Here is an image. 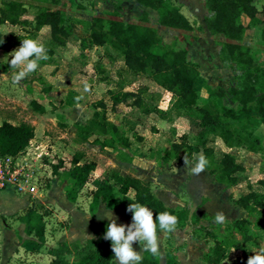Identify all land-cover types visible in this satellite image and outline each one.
Returning <instances> with one entry per match:
<instances>
[{
    "label": "trees",
    "instance_id": "16d2710c",
    "mask_svg": "<svg viewBox=\"0 0 264 264\" xmlns=\"http://www.w3.org/2000/svg\"><path fill=\"white\" fill-rule=\"evenodd\" d=\"M38 11L29 20L28 10L21 0H8L0 7V27L9 24L29 28L24 38L36 39L44 26L49 27V42L46 45L50 58L55 48H62L71 39L74 32L80 29L87 34V41H80L81 51L91 48L110 47L117 53L125 71L135 77L147 76L160 87L170 99V111L176 117L191 120L188 134L180 137L179 142L170 144V149L159 158L163 163L180 161V153L186 152L194 157L203 154L209 160L206 171L214 180L226 188L235 187L239 174L245 172L242 164L236 161L231 153H222L218 162L215 161L213 140L218 138L227 149H243L250 153H264L262 139L256 134L264 128V68L255 65V54L250 47L243 44L245 31L250 28L260 29L264 42V3L258 10L253 0H206L207 9L213 16L207 21L211 34L222 35L224 40L220 48V59L230 62L241 72L238 87L223 89H208L206 99L199 104L195 89L199 77L198 66L187 59L184 49H175L173 45L162 42L156 28L149 24L148 16L142 13L137 22L124 23L119 9L94 15L90 21L75 20L68 22L62 8H56V0H37ZM144 8L157 15V24L161 29L189 36L193 25L181 13L172 0H136ZM41 5V7H40ZM55 9V10H54ZM248 20L245 26L241 20ZM3 42V43H2ZM0 52H8L12 47V36L4 35L0 30ZM107 57V55H106ZM96 75L105 74L102 64L93 65ZM100 80L104 81L105 78ZM44 92H47L46 90ZM145 89L129 91L125 88L108 91L110 108L116 112L120 105L136 108L144 115L156 114L160 118L165 114L157 104L148 103L143 94ZM234 107H228L224 100ZM81 98L73 91H68L63 105L74 107L80 104ZM30 108L39 114L44 108L35 101L29 103ZM92 116L83 124L75 123V137L80 143L93 137V143L101 149H118L119 146L129 147V139L123 127L115 125L106 116L107 107L104 101H97ZM34 128L26 123L17 125L8 122L0 124V158L15 159L24 154L30 142L34 139ZM195 143H189V138ZM131 161L130 157H125ZM96 169L93 161L84 160L82 152H76L69 167L63 162L51 165V172L58 180L67 184L66 199L74 203L78 193L85 187L90 176ZM138 202L147 206L156 214L168 211L178 218L177 228L184 226L197 227L202 219L191 214L187 207L175 210L159 200L148 182L112 170L108 179L91 191L88 212L94 216L102 205L105 209L130 216L127 211L129 203ZM234 204L241 207L248 215H261L264 211V191L256 192L248 188V192L236 198ZM24 226V233L34 237L29 242L33 250L45 245V221L42 214L33 206L26 208L17 217ZM253 225L259 228L260 221ZM248 219H239L224 226L226 235L218 237L209 233L212 246L203 255L204 264H221L225 258L224 251L234 249L240 251L232 264H244L255 253L245 249L242 244L249 243L255 233L250 231ZM234 233L240 236V241L234 239ZM193 235V234H192ZM143 250V248H142ZM50 264H70L66 256L74 258L73 264H115L111 250V241L103 237L90 238L81 245L72 246L59 242L57 248L51 249ZM172 264H178L173 253H166ZM142 264H159V255L152 256L142 252Z\"/></svg>",
    "mask_w": 264,
    "mask_h": 264
},
{
    "label": "rangeland",
    "instance_id": "374dc122",
    "mask_svg": "<svg viewBox=\"0 0 264 264\" xmlns=\"http://www.w3.org/2000/svg\"><path fill=\"white\" fill-rule=\"evenodd\" d=\"M3 1L8 0H0V6ZM21 1L28 10L27 18L31 20L38 11L39 1ZM172 1L193 25V31L189 36H182L179 33L161 29L157 24L155 12L142 7L136 0H56L55 9L62 8L68 22L75 20L90 21L94 15L111 12L115 8L119 9L124 23L137 22L142 13H146L149 24L156 28L162 42L165 45H173L175 49L186 50L187 59L198 66L199 77L195 89L198 93L199 104H202V101L206 99L208 89L220 88L227 92L229 88L238 87L241 72L234 64L223 62L220 59L223 36L211 34L207 28V21L213 16V13L207 9L206 0ZM263 3L264 0H253V4L258 10H260ZM259 17L264 18L262 15H259ZM241 22L246 26L248 20L243 18ZM9 29L8 26H3L2 32L9 33ZM28 31H30L29 28L25 30L18 26L11 33L21 37L22 34L28 33ZM261 31L256 28L247 29L243 37V44L250 47L254 52V64L264 68V42L260 36ZM46 36L48 34L38 39L45 46L48 45ZM81 40L87 41V34L80 29L76 33L74 32L71 39L66 43L68 47L65 49L68 55L64 59V63L59 60L57 68L48 69L46 72L40 73L43 78L40 86L34 84V81H36L34 75L26 77L19 85L12 84L10 78L0 77V117L7 119L10 118L8 117L9 114L14 113L13 121H24L25 123L33 124L34 129H36L33 142L29 144L25 153L17 159L19 164L26 163L29 166L31 174L36 180L39 193L37 197L18 193L13 195L17 199L23 197L27 202L26 208L33 206L37 212L43 215L45 221V245L40 249L33 250L29 242L35 238L26 236L22 230L23 225L17 220V217L23 213L25 208L18 210L13 216L3 220L9 228H6L0 220V264H50L52 260L51 249L57 248L59 242H65L71 246L73 244L81 245L85 240L89 239L88 237L97 239L104 236L109 223V220L104 219V217L110 210L104 209L101 205L94 216H91L88 212L91 191L96 188L98 182H92V178H90L85 187L78 193L76 201L71 203L65 196L67 184L52 175L51 165L63 162L65 167H69L73 155L76 152H82L84 160L93 161L100 167L106 168L103 167L105 164L101 161L108 153L93 143V137L84 143L78 142L74 136L76 132L74 124L86 122L92 116L94 112L93 105L97 101L105 102L107 107L106 116L109 121H117L121 118L119 114H122L121 110L124 109V106H120L119 109L121 110L117 114L118 117L114 116L110 108L108 91H116L121 88L129 91L145 89L144 99L150 104H157L166 113L165 117L161 118L162 125L158 127L159 129L155 134L150 133L149 126H147L150 124H147L148 122L145 120H136L139 124L137 127V124H125V134L130 140L129 147L119 146L118 149L112 150L113 152L109 154L115 153L116 155L117 153L118 157L125 159L128 156L121 149H127L134 157L142 159L139 160L140 164L138 165H140L141 174L147 179H150L152 173L154 174V172L161 169H164V173H175L182 159H187L190 163L183 169V178L185 179L187 171L190 173V166L195 164L198 158L196 155L194 157L188 156L184 151L185 155L180 158L178 163L175 160L163 163L159 159L160 155H165L169 151L171 143L180 141L177 135L183 131L186 133L188 126L190 127L191 125L188 124L189 122H185V124L180 123V125L172 127L171 122L178 117L174 116L170 111V99L161 88L145 75L135 77L129 75L125 71L117 53L110 47L91 48L81 51ZM57 49L55 48L54 50ZM7 57V55L3 56L0 54V71L2 73L4 72L2 71V65L7 62ZM97 64L103 65L105 74H95L92 67ZM61 68L63 72L69 71L68 73L72 72L73 75L80 76L78 78L82 86L80 104L72 108H66L60 105L59 100L53 99L51 102H45L47 110L43 114L33 111L29 106L31 98L43 100L44 90L48 85L46 79L53 77L56 71ZM5 75H8V73ZM101 78L106 80L102 81L100 80ZM23 86L29 90L28 96L24 95ZM18 102L20 105L16 106ZM224 104L228 107H234L229 101V97L224 100ZM17 109L21 111L19 115H16ZM130 114L132 116L137 115L134 112H129L128 115ZM172 130H175V133H172ZM256 134L262 139L264 146V128L260 127ZM189 140V143H195L191 137ZM217 145L223 147V143L219 139H214L212 146L215 148V159H219L221 154ZM120 147L122 148L120 149ZM233 151L237 162L245 167V172L239 174V185L230 193L225 190L224 193H221L218 187H211V184L213 185L214 183L213 181L206 182L207 178L203 175H209L205 171L195 175L194 189L195 187L200 189L202 186L205 189L204 193L207 194L202 197L199 208L202 209L204 207L203 209H206L208 215L205 218L203 217L198 226L193 227V230H191V226L176 228L175 232L171 234L159 232L158 230L160 254L163 255L162 264H172L170 260H167V256V259L164 258L167 252L175 253L176 250L183 249L185 253L189 249L190 246L186 244L185 239L189 238L188 234L190 232L195 236V238L193 237L192 248L199 252L197 261H201L203 254L213 244L209 233L217 234L219 238L223 235L225 236V225L246 216L242 208L238 207L239 209L236 210V207L231 208L225 205L227 193L230 194V200L234 201L233 199L240 197L243 193L245 194L248 188L260 192L264 191V153L255 154L243 149ZM153 160H156V167L146 164V161L151 162ZM149 184L152 189L153 186L151 183ZM182 184H184V181H178L176 187L172 189L174 192H163L165 189L161 191L165 199L164 203L175 210L181 209L178 207L180 205L177 203V199L182 203L187 201ZM207 185H210L209 189L206 187ZM166 186L169 188L171 185L168 186L166 184ZM222 197H224V200ZM13 201L10 196L1 199L0 211L7 213L21 205L20 202L14 203ZM125 210L126 208L121 214L112 211L114 217L117 218L118 225H130L131 218L125 213ZM217 211H222L226 216V221L223 224L214 223L213 218ZM257 220L260 221L259 228H257L258 231L256 230L257 236L253 241L245 244L246 249L252 252L264 249V211L261 215H248V221L251 225L256 224ZM249 229L252 231V226H249ZM237 236L239 235L234 233V239L239 241L240 239H237ZM133 248L138 252L141 250L142 255L143 244L134 243ZM66 259L70 264L74 263L72 256H66Z\"/></svg>",
    "mask_w": 264,
    "mask_h": 264
},
{
    "label": "crops",
    "instance_id": "0c3cea01",
    "mask_svg": "<svg viewBox=\"0 0 264 264\" xmlns=\"http://www.w3.org/2000/svg\"><path fill=\"white\" fill-rule=\"evenodd\" d=\"M3 2H6V1H3ZM3 26H8V28H10L9 29V33L6 34V35H11L12 36L13 47L8 52H0L1 55H3V56L7 55L8 56L7 57V62L2 65L3 66V70L2 71H4V72L2 73L0 71V76H3V74H7L10 71H12V70H10L9 63H8V61H10V59H11V57L9 56V53H11L13 50L19 48L21 46V41L24 40V38L27 36V32L25 34H22L21 37L12 35L11 32H14V29L16 27H18L19 25L12 26V25H9V24H5ZM3 26L0 27L1 32L3 31L2 30ZM19 27L23 28L25 30L28 29V28L22 27V26H19ZM3 34L5 35V33H3ZM45 34H48V36H46V38H47L46 42L48 44V42H49V27L48 26H44L43 28H41V30L38 33L39 36L36 37V40H38L41 36L42 37L45 36ZM18 40H19V42H17ZM66 47H68V44H66V46H64L62 48L59 47L57 49V50H61V51L54 50L53 55L50 58H48L47 60L40 61V66H39L38 70L36 72L30 74V75H34V77L36 78V81H34V84L39 85V86L42 85L41 82H43V78H42V76L40 74L41 72L44 73L48 69L57 68V64H58L59 60L61 61V63H64V59H66L67 55H68ZM68 72L69 71H64L63 72L62 68L59 69L58 71H56V73L54 74L53 77H50V79L49 78L46 79L47 80L46 82H48V85L45 88V90L47 92H45V95L43 96L44 97L43 100H37V99L31 98L30 102L31 101H35L39 106L44 108V112H45L47 110L45 102L46 101L51 102L53 99L59 100L60 105H62L63 107H66V106L63 105V102H64L65 96H66L68 91H73L74 93L78 94L80 96V98H82V90H81L82 86L80 85L81 81L78 79V78H80V76L73 75L72 72L71 73H68ZM51 78H52V80H51ZM22 90L24 91V95L28 96V91L29 90L27 88H25V87L22 88ZM57 94H58V96H57ZM19 105H20L19 102L16 103V106H19ZM120 106H123V105H120ZM120 106L117 108L115 113L113 112V115L116 116V117H118L117 114L120 113L119 112V110H121V109H119ZM66 108H70V107H66ZM123 108L124 109L121 110L122 114H119L121 116V118H119L117 121H112L117 126L121 125L125 129V127H124L125 124L130 123V124H137L136 125V127H137L139 124L137 123L138 121H136V120L142 119V120L147 121L148 122L147 124H150V125L146 124L147 126H149L150 133L155 134V133H157L156 131H158V129H159L158 127L162 125L161 118L159 116H157L156 114L152 113V114H149V115H144V114L140 113V111L138 109H136V108H131V107H127V106H124ZM16 111H18V109ZM129 112H134L137 115H135V116H132L131 114L128 115ZM20 113H21V111H18L16 115H19ZM0 114H1V112H0ZM13 114H9L8 117H10V118H7V119H3L4 117L3 118L0 117V124L2 122H8V123L13 124V125H17V124H20V123H25L24 121H22V122L13 121ZM185 122H187V123L189 122L188 123L189 125L192 124L190 119L184 118V117H178L176 120H174L171 123H172V127H174V126L180 125V123L181 124H185ZM26 124H28V125H30V126H32L34 128L33 124H29V123H26ZM190 127L188 126V131H186V133L183 131L182 133H180L177 136L180 138L182 135L188 134L190 129H191ZM34 132L36 133V129H34ZM173 132L175 133V130H172V133ZM176 134H177V130H176ZM74 136H75V133H74ZM138 136L140 137V135H138ZM141 136H143V135H141ZM216 139H218V138H216ZM33 140L31 142H33ZM175 142H177V141H175ZM129 143H130V140H129ZM217 146H218V149L221 152V154L222 153L234 154L233 150H237V149H227L224 145H223V147L220 146V145H217ZM121 148L122 147H120V149ZM104 150L108 154H106L107 156L104 157V159L101 162L105 164L103 167H106V168H102V166L100 167L98 164L95 163L96 164V169L93 172V174L90 176V178H92V182H98V185L96 186V188L101 183H103L104 181H106L108 179V176H109V174H110V172L112 170H116V171L119 172V174L121 176L129 175V176L138 178V179H140V180H142L144 182L151 183V185L153 186L152 191L154 192L156 197L159 200H161L164 205H166L164 203L165 199H164V196L162 195L161 191H163L165 189L163 192H168V193L169 192L170 193L174 192V191H172V189H173V187H176L177 182L178 181H182V182L184 181V184H182V186L184 187L187 201H186V203H182L181 201H179L177 199V203L180 205L178 207H180V208L187 207L189 209L190 213L191 214H195L199 219H203V217L205 218V216L208 215L207 212H206V209H203L204 207L202 209L199 208V205H200V203L202 201V197L207 195L206 193H204L205 192L204 187L201 186L200 189L195 187V189H194V186H195L194 183H195V178L196 177L191 171H190V173H188V171H187V173H186L187 176L185 177V179L183 178L184 177L183 176V169H184V167H187L183 163L184 159H182V162H180V164L178 166V169H177V172H175V173H173V172L172 173H169V172L164 173V169H161V170H157L156 172H154V174L152 173L151 176H150V179H147L146 177H144V175L141 174V170H140V167H139L140 165H138V164H140L139 160H142V159H140V158L138 159L137 157H134L127 149H121V150L123 152H125L126 156L131 158V161H129V162L126 161L125 159L121 158V157H118L117 153H116V155H115V153L114 154H109L110 152H113L112 149L105 148ZM221 154H220V157H221ZM184 155H185L184 152L180 153V157L183 158ZM220 157H219V159H220ZM101 158H103V156H101ZM219 159H215V161L218 162ZM153 161H151V162L150 161H146V164L148 163V165H150L152 167H156V162H155L156 160H153ZM192 165H194V164H192ZM192 165L190 167H192ZM204 171L208 174V172L206 170H204ZM204 171H203V173H204ZM203 176H206V178H207L206 182L207 183H209L210 180H211V182L213 181L214 183H213V185L211 184V187L212 186L218 187L221 190V193H224V190L226 192L230 193L233 190H235L236 187L239 185V180H238V183H237V185L235 187L226 188L225 186H223L221 184H218L214 180V178L212 176H210V175L207 176L206 174L203 175ZM166 184H168V186L171 185L170 187H172V188H170V187L168 188L166 186ZM216 184H218V185L216 186ZM155 186H156V188H154ZM206 187L209 189L210 185H207ZM193 190L195 191V193H194ZM254 191H256V190H254ZM256 192H260V191H256ZM228 193L226 195V202H225L226 204L225 205H227V206H229L231 208H235L236 207L235 209L238 210L239 206L235 205L234 201H232V199L230 200V198H229L230 194H228ZM13 194L16 195L15 193H13L11 190H8V189L0 190V201H1V199H5V197H9L10 196V197L13 198V200H14L13 202L14 203L15 202H20L21 203L20 206H18L16 209H14V210H12L10 212L6 213V212H3V211H0V220L2 221V223L4 224V226L6 228H9V227L6 225V223L3 220L5 218L9 217V216H13L15 213H17L18 210L20 211L21 209H24V208L26 209V207H27L26 206L27 202L25 201V199L23 197H19L20 199H17ZM245 194L243 193L240 196H243ZM222 198L224 200V197H222ZM235 199H233V200H235ZM241 219H248V214L246 213V216L242 217ZM130 224H131V222H130ZM251 226L253 228L252 232L255 233L254 238L251 240V241H253L255 239V237L257 236V234H256V230L257 229H255L253 225H251ZM22 230L24 232V226L22 227ZM191 230H193V227L191 228ZM188 235H189V238L185 239V240H186V244L188 246H190L189 249H187L185 253L183 252V249L176 250V252L173 253V255L176 257V260L178 261V264H204L203 256H202L201 261L200 260L197 261V259L199 257V252L195 251L192 248V245H193V242H194L193 239L195 238V236L192 235V232H190ZM88 238L90 239V237H88ZM237 239H240V237L237 236ZM245 244H247V243H245ZM245 244H242V245L246 249ZM210 247H211V245L209 246V248ZM250 252H252V251H250ZM240 253H241L240 251H236V250L231 249V248L226 250V251H224L225 258H224V260L222 261L221 264H232V261L237 256H240ZM252 253H254V252H252ZM164 258H166V255L164 256ZM162 260H163V255L159 254V264H162Z\"/></svg>",
    "mask_w": 264,
    "mask_h": 264
},
{
    "label": "clouds",
    "instance_id": "9594fccd",
    "mask_svg": "<svg viewBox=\"0 0 264 264\" xmlns=\"http://www.w3.org/2000/svg\"><path fill=\"white\" fill-rule=\"evenodd\" d=\"M47 53L48 49L42 41L31 38L22 40L21 46L9 53L11 59L8 63L12 71L0 77L10 78L12 84L19 85L38 70L40 61L49 58ZM183 163L188 166L190 162L184 159ZM208 165V158L200 154L190 171L194 175H199ZM127 211L132 213L130 225H118L112 211L107 213L104 219L109 220V223L103 239L111 241L115 264H142L141 250L139 252L134 250L133 244H143L144 252L158 256L160 254L158 230L169 234L175 232L178 218L168 211L156 214L154 218L153 211L138 202L129 203ZM213 219L214 223L223 224L226 216L222 211H217ZM254 253L255 255L248 258L247 264H264V249Z\"/></svg>",
    "mask_w": 264,
    "mask_h": 264
},
{
    "label": "built area",
    "instance_id": "2783aa9c",
    "mask_svg": "<svg viewBox=\"0 0 264 264\" xmlns=\"http://www.w3.org/2000/svg\"><path fill=\"white\" fill-rule=\"evenodd\" d=\"M17 158H0V189L9 188L14 193L37 197L38 187L29 166L19 164Z\"/></svg>",
    "mask_w": 264,
    "mask_h": 264
}]
</instances>
